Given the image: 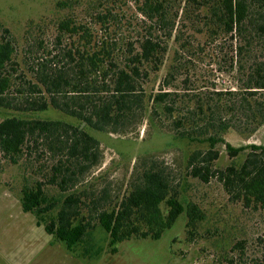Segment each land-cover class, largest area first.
Returning <instances> with one entry per match:
<instances>
[{"label": "trees", "instance_id": "1", "mask_svg": "<svg viewBox=\"0 0 264 264\" xmlns=\"http://www.w3.org/2000/svg\"><path fill=\"white\" fill-rule=\"evenodd\" d=\"M138 12L148 20L146 34L136 41L111 40L105 32L94 36L84 22L69 16L55 25L57 46L70 39L62 49L70 63L46 69L41 62L32 77L15 75V47L10 38L0 39V108L19 112L44 111L49 107L81 122L73 125L60 119L11 115L0 117V153L17 164L42 137L50 151L65 156L50 167L46 185L57 189L46 193L40 180L21 188V208L32 213L37 225L63 242L71 251L90 235L96 224L106 232L108 246L131 237L158 239L178 216L185 213L186 227L193 237L206 220L205 208L195 201L185 205L165 168L143 159V167L121 196L112 201L103 188L99 194L76 186L83 172L97 162L99 140L95 132H121L145 111L146 83L165 62L166 43L178 22V80L181 87L160 88L150 92L151 114L172 115L174 130L181 139L206 144L193 149L186 158L188 175L208 182L216 174L229 193L242 199L245 206L264 208V145L250 143L232 146L223 133L228 129L249 138L264 124V0H134ZM71 0H57L58 7ZM109 12L99 13L100 21ZM163 37L155 36L158 30ZM197 34L199 36H197ZM219 40L214 54L212 47ZM217 52V50H215ZM218 60L220 68L235 73L234 85L227 89L206 87L195 94L190 65ZM174 64L169 73L176 72ZM165 85L168 81L165 80ZM202 85L201 88H203ZM222 143L230 158L247 150L243 160L232 161L224 170H212L218 158L215 149ZM146 163V165H145ZM79 177V178H78ZM166 205V212L161 204ZM95 223H94V222ZM259 243L263 242L259 237ZM241 250L244 241L236 243ZM84 253L87 249L84 248ZM88 253V252H87ZM241 258V255L239 256ZM230 264H234L230 260ZM253 264H264V245Z\"/></svg>", "mask_w": 264, "mask_h": 264}, {"label": "rangeland", "instance_id": "2", "mask_svg": "<svg viewBox=\"0 0 264 264\" xmlns=\"http://www.w3.org/2000/svg\"><path fill=\"white\" fill-rule=\"evenodd\" d=\"M57 0H0V39L10 38L15 47V75L26 73L33 75L39 63H45L48 70L70 63L62 49L70 39L63 38L57 46L56 22L69 16L75 22H84L94 36L105 32L111 40L119 43L136 41L146 34L148 20L136 9L134 0H71L67 6L58 7ZM109 15L100 21L99 13ZM172 37L166 43L165 62L158 72L146 83L145 111L136 117L132 124L121 132H95L81 127L99 140L97 162L83 172L76 186L68 189L99 194L105 188L112 201L126 191L136 174L143 167V159L148 164L154 160L157 166L165 168L171 185L179 192V200L185 205L188 201L199 203L206 212V220L199 224L193 237L187 232L186 216L183 212L174 224L166 229L158 239L151 237H131L114 245L115 252L108 246V236L96 224L90 235L69 251L65 244L45 232L43 225L36 224L32 213L21 208V188L27 177V184L36 180L44 183L49 195L57 196V188L46 185L50 167L65 156L59 151H50L42 137L32 142V147L12 164L0 153V264H253L263 251L264 208L245 206L242 199L235 198L225 190L216 174L210 175L208 182H202L188 175L186 158L196 148H205L206 144L189 142L178 137L174 130V114H151V102L147 98L150 92L160 88L178 92L181 82L178 80V22ZM159 29L155 36L163 37ZM197 36H199L197 34ZM219 40L212 47L219 54ZM217 50V52H215ZM220 61V59H218ZM218 60L206 59L205 62L193 60L190 65V77L196 87L195 94L206 87L227 89L234 85L235 73L229 68H220ZM177 68L172 75L169 66ZM33 78V77H32ZM165 80L168 85H165ZM202 85H204L203 88ZM16 115L22 117L60 119L76 125L81 122L49 107L44 111L22 113L12 108H0V117ZM225 141L232 146L250 143L264 145V124L249 138L232 129L223 133ZM215 149L218 158L212 162V170H224L232 161L240 163L247 150L237 158H230L222 143ZM146 165V163H145ZM166 212V205L161 204ZM94 222V221H93ZM95 223V222H94ZM244 241L243 248L236 243ZM84 248L87 252L84 253ZM241 255V258L239 256Z\"/></svg>", "mask_w": 264, "mask_h": 264}, {"label": "crops", "instance_id": "3", "mask_svg": "<svg viewBox=\"0 0 264 264\" xmlns=\"http://www.w3.org/2000/svg\"><path fill=\"white\" fill-rule=\"evenodd\" d=\"M23 263L22 264H28V260H21Z\"/></svg>", "mask_w": 264, "mask_h": 264}]
</instances>
